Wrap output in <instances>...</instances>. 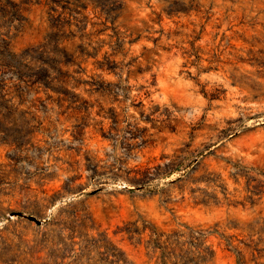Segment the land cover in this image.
<instances>
[{
    "label": "rangeland",
    "instance_id": "1",
    "mask_svg": "<svg viewBox=\"0 0 264 264\" xmlns=\"http://www.w3.org/2000/svg\"><path fill=\"white\" fill-rule=\"evenodd\" d=\"M0 264H264V0H0Z\"/></svg>",
    "mask_w": 264,
    "mask_h": 264
}]
</instances>
